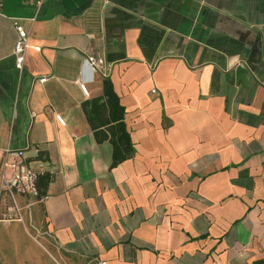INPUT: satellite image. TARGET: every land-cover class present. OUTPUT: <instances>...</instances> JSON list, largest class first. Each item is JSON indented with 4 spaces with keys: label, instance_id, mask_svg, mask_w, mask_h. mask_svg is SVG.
<instances>
[{
    "label": "crops",
    "instance_id": "0c3cea01",
    "mask_svg": "<svg viewBox=\"0 0 264 264\" xmlns=\"http://www.w3.org/2000/svg\"><path fill=\"white\" fill-rule=\"evenodd\" d=\"M105 78L134 148L115 167L83 109ZM6 148L44 171L42 201L16 198L52 246L44 264L264 259V0H0ZM14 216L0 188L2 234Z\"/></svg>",
    "mask_w": 264,
    "mask_h": 264
},
{
    "label": "built area",
    "instance_id": "2783aa9c",
    "mask_svg": "<svg viewBox=\"0 0 264 264\" xmlns=\"http://www.w3.org/2000/svg\"><path fill=\"white\" fill-rule=\"evenodd\" d=\"M45 0H33L36 9L42 7ZM13 26L16 33V40L14 42L13 54L15 57V67L22 70L25 64L26 52L29 48L30 36L29 32L16 20H13ZM35 51H40V47H34ZM95 60L92 57H87L84 60V65L90 67L94 72ZM38 82L43 83L47 81V77L37 79ZM80 90L84 95H88V88L86 82L79 83ZM154 92V91H153ZM56 121L61 126L65 125L64 119L57 115ZM0 188L1 192L13 206L15 213L14 218H20V209L17 205V197H29L38 201H42L45 196L40 194L38 188V180L44 171L41 169H34L26 165L25 151L16 148H6L0 152ZM12 218L8 219L11 220Z\"/></svg>",
    "mask_w": 264,
    "mask_h": 264
},
{
    "label": "trees",
    "instance_id": "16d2710c",
    "mask_svg": "<svg viewBox=\"0 0 264 264\" xmlns=\"http://www.w3.org/2000/svg\"><path fill=\"white\" fill-rule=\"evenodd\" d=\"M85 116L98 141L108 140L112 146L111 167L129 159L134 151L124 123V109L108 78L102 81V95L83 105ZM40 185L38 184V188ZM40 194L45 191L40 189ZM253 264H264V259Z\"/></svg>",
    "mask_w": 264,
    "mask_h": 264
},
{
    "label": "rangeland",
    "instance_id": "374dc122",
    "mask_svg": "<svg viewBox=\"0 0 264 264\" xmlns=\"http://www.w3.org/2000/svg\"><path fill=\"white\" fill-rule=\"evenodd\" d=\"M15 221L17 223H14L12 228L4 234L2 233L5 229L0 225L1 262L3 264H35L39 262L44 264L46 261L44 260L45 256L53 261V258L45 252L44 248L46 247L52 252V246L47 241L42 224L37 222L33 213L20 209V218ZM34 247L44 251L45 255L31 253V249Z\"/></svg>",
    "mask_w": 264,
    "mask_h": 264
}]
</instances>
